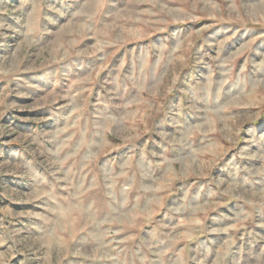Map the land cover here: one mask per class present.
<instances>
[{
  "label": "rangeland",
  "instance_id": "374dc122",
  "mask_svg": "<svg viewBox=\"0 0 264 264\" xmlns=\"http://www.w3.org/2000/svg\"><path fill=\"white\" fill-rule=\"evenodd\" d=\"M0 264H264V0H0Z\"/></svg>",
  "mask_w": 264,
  "mask_h": 264
}]
</instances>
